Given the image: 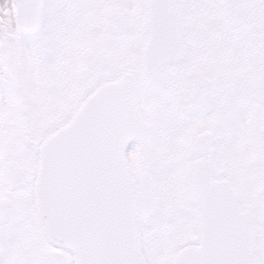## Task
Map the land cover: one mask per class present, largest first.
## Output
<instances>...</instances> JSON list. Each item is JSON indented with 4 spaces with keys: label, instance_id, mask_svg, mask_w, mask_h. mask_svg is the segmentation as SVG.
Instances as JSON below:
<instances>
[{
    "label": "snow or ice",
    "instance_id": "obj_1",
    "mask_svg": "<svg viewBox=\"0 0 264 264\" xmlns=\"http://www.w3.org/2000/svg\"><path fill=\"white\" fill-rule=\"evenodd\" d=\"M0 264H264V0H0Z\"/></svg>",
    "mask_w": 264,
    "mask_h": 264
}]
</instances>
